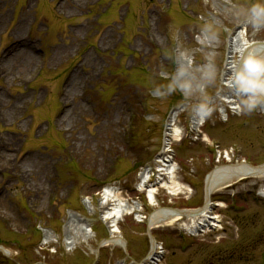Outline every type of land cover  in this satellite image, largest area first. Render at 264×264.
Here are the masks:
<instances>
[{"label":"rangeland","instance_id":"1","mask_svg":"<svg viewBox=\"0 0 264 264\" xmlns=\"http://www.w3.org/2000/svg\"><path fill=\"white\" fill-rule=\"evenodd\" d=\"M63 1L0 0V58L17 33L38 51L26 82L0 78L6 101L25 92L32 94L17 117L0 118V135L18 141L11 167L0 169V246L10 251L9 255L0 251V264H93L100 242L108 237L101 222L110 208L101 204V195L108 189L120 192L125 200L139 198L148 216L160 208H201L208 175L218 166L231 164L225 158L216 163L212 143L227 151L235 146L250 163L264 162L261 106L256 112L232 114L223 102L230 90L222 85L231 41L247 26L226 18L225 10L257 0H87L77 9L61 12ZM5 13L7 20L1 24ZM206 20L217 21L220 29L218 40L209 47L197 40ZM245 39L264 41V29L247 26ZM70 42V56L50 66L54 47ZM88 52L93 53L97 68L78 92L88 100L89 111L82 121L87 141L76 146L69 125L58 123L63 108L60 92ZM182 52L190 54L194 68L205 62L208 53L213 54L219 76L217 85L207 92H215L222 112L228 109L227 121L217 111L194 130L198 116L194 98H186L179 90L157 94L156 89L166 86L184 62ZM232 55L235 62L239 54ZM174 111H179V117L171 123ZM170 129L181 131L182 141H172L166 148ZM26 155L52 161V179H44L48 188L42 195L33 191L35 175L24 179L12 168ZM162 156L173 159L178 182L187 192L170 197L160 189L156 207H150L139 186L144 172ZM35 160L33 173L43 176V164ZM159 176L154 185L163 179ZM258 193H264V178H249L214 193L212 201L222 203L214 208L221 229L196 238V245L187 252L180 251L178 234L186 233L180 224H190L188 219L155 231L154 237L164 241L168 250L166 264L196 263L208 255L219 264H264V198ZM74 214L94 228L97 238L85 242L81 229L72 223ZM119 227L128 253L120 247L101 248L97 264H118L127 257L141 262L148 254L147 224L129 217ZM69 237L78 242L73 251H68Z\"/></svg>","mask_w":264,"mask_h":264},{"label":"bare ground","instance_id":"2","mask_svg":"<svg viewBox=\"0 0 264 264\" xmlns=\"http://www.w3.org/2000/svg\"><path fill=\"white\" fill-rule=\"evenodd\" d=\"M87 0H64L60 3L59 9L61 12L68 9H77ZM7 13H5L1 18V24L6 22ZM89 23L84 24L83 27H88ZM247 30L239 32L235 38L232 40L233 44L235 41L236 48L233 49V52L239 54V56H245L249 51L256 50L259 51L261 47H264V44H257L251 46L250 43L245 39V34ZM14 42L12 45L6 49L1 58H0V78L4 82L14 79L21 83L27 81L26 73L30 70V67L36 62L38 58V51L33 43L23 40L20 35L17 33L14 36ZM73 42L58 44L54 47L51 56L48 60L50 66H56L60 64L65 58L70 56V52L73 47ZM247 45V48H245ZM232 52V53H233ZM231 53V54H232ZM229 73L231 75V69L233 62H228ZM96 60L93 53L88 52L80 63L73 69L71 74L67 77L62 90L60 92V97L62 98L63 108L58 117V123L61 127H66L69 125L68 129L72 132V145L80 146L82 142H86L87 138L82 135L83 132V117H85L89 111L87 105V99L78 95V92L82 88L83 82L87 79H91L94 72L96 71ZM225 81L228 85V79ZM32 95V94H31ZM29 92H25L22 95H14L8 101L4 99V95L1 93L0 88V118H11L12 116H18L24 109L23 107L28 103V98L31 96ZM75 99L74 103H71V98ZM223 101L231 107V109H238L236 107V94L233 90L229 94L224 96ZM179 116L178 112L172 114V120H176ZM201 118H197L193 122V127L197 130L200 127ZM180 131L177 129L174 131V134H171L172 140H179ZM18 147V141L15 138L6 137L0 135V169L5 167H11L12 162V153L16 151ZM42 162L43 164V176L36 175L33 173L36 160ZM159 165V172L161 176L164 177L159 182V187L165 189L171 196H178L180 194L186 193L187 189L184 185L178 182V167L174 164V161L169 159L167 156H162L157 160ZM51 166L52 161L45 159L43 156H31L26 155L20 157L19 160L12 166V168L17 169L18 176L21 178L28 177L29 175H35L36 183L33 186V191L36 195H42L46 192L48 188L44 179H52L51 176ZM147 174L143 175V179ZM264 178V168L256 169L247 164L222 167L218 168L210 176V179L207 182L206 190L211 193H217L225 190L224 184L232 183L234 181L246 178ZM168 178V179H167ZM141 190V187H140ZM159 188L155 186L151 188L150 193H157ZM264 195V193H263ZM150 203L155 206L156 200L154 196H150ZM104 201L106 203H113L112 208L104 213V219L110 222L112 232H118V225L123 221L125 216L136 215L139 219L141 207L137 203H132L130 201L124 200L121 196V193L115 190L108 189L104 195ZM105 204L104 202L102 205ZM106 205V204H105ZM188 220L193 224L191 225L192 231H204L209 227H212L216 224V217L212 216L210 211L201 210L193 212L189 215ZM183 221L182 215L176 213L172 209H158L154 211L149 217V227L150 229H159L163 227H174ZM76 222L78 228L83 232H87V228L79 219L77 214L72 215V223ZM182 226H186L182 224ZM87 239V237H85ZM47 242L50 241L47 237ZM70 245L76 243V240L72 241L71 237L69 238ZM120 238L114 236L111 240L106 241V246H119ZM6 252V249H5ZM6 253L10 254L9 251Z\"/></svg>","mask_w":264,"mask_h":264},{"label":"clouds","instance_id":"3","mask_svg":"<svg viewBox=\"0 0 264 264\" xmlns=\"http://www.w3.org/2000/svg\"><path fill=\"white\" fill-rule=\"evenodd\" d=\"M224 15L259 31L264 29V0H257L250 6L232 4L225 10ZM217 24V21H205L197 36L201 45L209 47L218 40L220 29ZM180 55L184 62L171 76L169 83L157 88L156 92L164 96L179 90L186 98L196 100L195 113L202 120L207 119L214 112L221 111L215 103V92H207L218 81L219 72L215 58L212 53H208L205 62L194 68L189 53L182 52ZM227 88L235 92L240 112L251 113L264 105V47L259 51H249L245 56H237ZM221 118L227 119L222 111Z\"/></svg>","mask_w":264,"mask_h":264},{"label":"flooded vegetation","instance_id":"4","mask_svg":"<svg viewBox=\"0 0 264 264\" xmlns=\"http://www.w3.org/2000/svg\"><path fill=\"white\" fill-rule=\"evenodd\" d=\"M214 257L211 256V255H208L206 257H202V259L196 263H193V260L192 261H180L176 264H219L218 262H214ZM220 260H222V258H220Z\"/></svg>","mask_w":264,"mask_h":264}]
</instances>
